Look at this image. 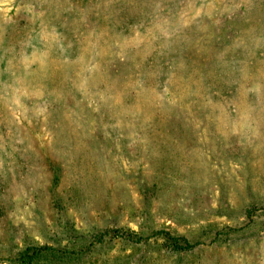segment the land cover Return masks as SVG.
Returning <instances> with one entry per match:
<instances>
[{
  "label": "rangeland",
  "instance_id": "obj_1",
  "mask_svg": "<svg viewBox=\"0 0 264 264\" xmlns=\"http://www.w3.org/2000/svg\"><path fill=\"white\" fill-rule=\"evenodd\" d=\"M99 232L50 264H264V0H0V264Z\"/></svg>",
  "mask_w": 264,
  "mask_h": 264
},
{
  "label": "trees",
  "instance_id": "obj_2",
  "mask_svg": "<svg viewBox=\"0 0 264 264\" xmlns=\"http://www.w3.org/2000/svg\"><path fill=\"white\" fill-rule=\"evenodd\" d=\"M158 233L154 232L152 237H157L159 235ZM152 237L145 238V243H143L147 244L146 241ZM115 238L129 240L134 243H139L144 240L143 236L139 235L138 232H99L92 238L75 234L70 238L67 245L59 243L57 244L58 246H27L16 254L15 259L17 264H50L53 260H56V263H69L72 260L86 258L87 253H90L94 246L103 241L111 242ZM166 241L168 242L167 245L179 251L191 248L192 246L187 241L180 242L181 238L173 235H168Z\"/></svg>",
  "mask_w": 264,
  "mask_h": 264
}]
</instances>
